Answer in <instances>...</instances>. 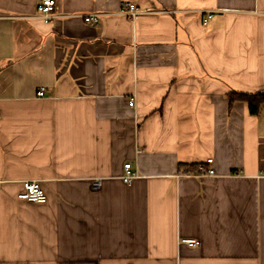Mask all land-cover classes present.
<instances>
[{
    "label": "crops",
    "instance_id": "1",
    "mask_svg": "<svg viewBox=\"0 0 264 264\" xmlns=\"http://www.w3.org/2000/svg\"><path fill=\"white\" fill-rule=\"evenodd\" d=\"M53 1L0 0V264H264V0Z\"/></svg>",
    "mask_w": 264,
    "mask_h": 264
},
{
    "label": "built area",
    "instance_id": "2",
    "mask_svg": "<svg viewBox=\"0 0 264 264\" xmlns=\"http://www.w3.org/2000/svg\"><path fill=\"white\" fill-rule=\"evenodd\" d=\"M119 14L123 16H128L131 19L138 15L133 4L129 2H124L120 4ZM101 16L99 14H89L83 15L80 18L86 24L96 25ZM211 17L210 14L206 16V19L203 21L204 23ZM36 19L40 20L43 23H48L52 19L56 18L54 15V1L53 0H37L36 5ZM36 97L42 98L44 97V89L39 88L36 92ZM134 105V99H128V107L132 108ZM211 163V159H207L204 164H200L196 167V171L192 177L197 178H206L213 176V171L205 165ZM137 178L136 173L131 169L129 163L123 165V175L120 177L121 181L125 184H129L133 179ZM101 186V182L99 179H95L93 182V188L95 190L99 189ZM19 200H23L29 203L34 204H43L46 201V196L44 192L41 190L38 181H25L22 183V190L17 195ZM181 243L187 247L194 248L199 247L200 243L194 239H183Z\"/></svg>",
    "mask_w": 264,
    "mask_h": 264
},
{
    "label": "trees",
    "instance_id": "3",
    "mask_svg": "<svg viewBox=\"0 0 264 264\" xmlns=\"http://www.w3.org/2000/svg\"><path fill=\"white\" fill-rule=\"evenodd\" d=\"M227 99L229 105L236 101L245 102L248 106L249 113L256 115L260 105L264 102V95L231 92L227 95Z\"/></svg>",
    "mask_w": 264,
    "mask_h": 264
}]
</instances>
